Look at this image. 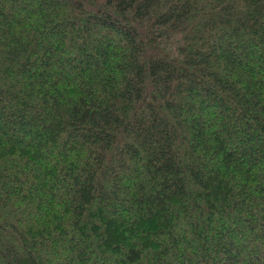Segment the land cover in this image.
Segmentation results:
<instances>
[{"label": "trees", "instance_id": "16d2710c", "mask_svg": "<svg viewBox=\"0 0 264 264\" xmlns=\"http://www.w3.org/2000/svg\"><path fill=\"white\" fill-rule=\"evenodd\" d=\"M0 264H264V0H0Z\"/></svg>", "mask_w": 264, "mask_h": 264}]
</instances>
